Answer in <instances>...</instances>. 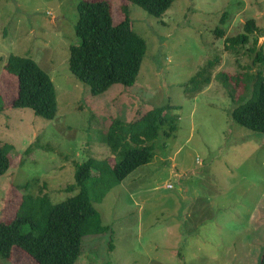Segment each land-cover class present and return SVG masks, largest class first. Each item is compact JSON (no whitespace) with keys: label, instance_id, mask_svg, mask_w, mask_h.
I'll return each mask as SVG.
<instances>
[{"label":"rangeland","instance_id":"374dc122","mask_svg":"<svg viewBox=\"0 0 264 264\" xmlns=\"http://www.w3.org/2000/svg\"><path fill=\"white\" fill-rule=\"evenodd\" d=\"M81 1L0 0V145L15 147L0 177V222L13 218L24 194L44 188L54 204L74 195L65 189L76 163L110 157L103 138L113 120L135 121L169 104L166 115H179L176 129L155 141L152 161L100 202L91 194L108 228L83 238L75 264H260L264 133L235 123L231 112L251 97L263 69L252 48L264 52V0H174L161 18L130 3L134 30L147 44L140 73L132 87L116 84L99 95L69 68ZM106 1L118 24L127 0ZM251 19L257 30L249 43L227 47ZM11 56L32 58L51 76L54 119L11 107L19 91L17 76L4 73ZM214 58L210 85L190 96L186 84ZM2 259L37 264L16 248Z\"/></svg>","mask_w":264,"mask_h":264},{"label":"trees","instance_id":"16d2710c","mask_svg":"<svg viewBox=\"0 0 264 264\" xmlns=\"http://www.w3.org/2000/svg\"><path fill=\"white\" fill-rule=\"evenodd\" d=\"M130 3L161 18L174 0H127L122 6L123 19L118 24L113 23L112 9L106 0H82L77 5L75 33L79 42L70 47L69 68L78 81L90 87L93 95L102 94L116 84L132 87L140 73L147 44L134 30ZM255 30V21H247L243 33L225 40L227 47L246 46ZM216 34L221 37L224 31L218 28ZM252 50L255 52L253 63L261 64L264 69L263 50L255 51V47ZM218 61L217 58L206 61L186 84L185 92L195 95L210 85ZM5 70L18 79V96L12 101V108H29L35 115L55 118L58 111L56 86L34 59L11 56L4 73ZM262 70L256 74L251 97L231 112L235 123L260 133H264ZM169 107V104L154 107L131 122L113 120L103 138L110 157L88 158L82 164L76 163L74 182L65 189L67 195H74L54 204L44 188L36 195L26 191L28 194L23 195L13 218L0 222L2 260L12 259L16 248L26 252L37 264H75L81 255L83 238L105 233L108 228L103 225L91 194L97 191L100 202L118 183L152 161L155 141L162 133L171 136L176 129L179 115H166ZM2 110L0 106V113ZM30 151L28 147L25 153ZM14 152L12 144L0 145V177L10 169ZM260 264H264V252Z\"/></svg>","mask_w":264,"mask_h":264}]
</instances>
